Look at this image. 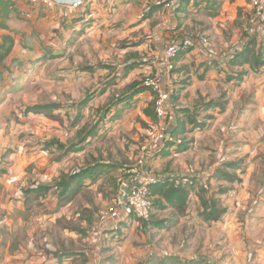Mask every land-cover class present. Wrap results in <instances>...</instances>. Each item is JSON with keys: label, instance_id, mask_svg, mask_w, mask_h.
I'll return each instance as SVG.
<instances>
[{"label": "rangeland", "instance_id": "rangeland-1", "mask_svg": "<svg viewBox=\"0 0 264 264\" xmlns=\"http://www.w3.org/2000/svg\"><path fill=\"white\" fill-rule=\"evenodd\" d=\"M12 1L16 14L0 19V26L10 22L24 52L35 48L39 52L8 59L1 70L3 262L93 260L100 214L118 200L120 173L144 155V147L161 138L154 171L174 174L175 182L189 190L188 206L181 211L165 201L154 205L149 233L138 226L127 235L115 234V242L105 237L98 246L101 259L120 264L136 250L141 252L140 264H162L172 253L177 256L167 264H264V90L257 92L258 82L245 77L264 67V40L248 30L253 16L250 1L227 0L225 5L212 0L218 6L210 10L202 0L200 6L183 12L191 24L188 32L209 36V55L219 54L221 60L227 54V66L209 59V113L193 115L183 132L170 124L175 123L176 110L172 121L161 123L151 89L147 88L152 94L139 96L148 73L134 77L126 68L131 58L152 64V50L142 48L144 27L135 29L130 40H117L120 27L116 36L112 23L107 28V22L96 23L63 47L61 41L52 43L48 24L41 20L43 8L34 11L40 4ZM138 5L142 8L140 1ZM212 65L217 66L216 73ZM236 75L238 81L231 85ZM174 93L180 94L177 87ZM37 104L48 106L46 113L29 111ZM231 162L236 169L227 167ZM219 170L237 173L242 182L218 180ZM66 180L70 191H63ZM37 185L53 187L46 195L29 197L27 203L24 191ZM204 185L210 188L206 194L227 209L218 222L202 214L197 191ZM221 187L231 190L219 195ZM152 197L154 201L158 195ZM151 248L165 253L152 255Z\"/></svg>", "mask_w": 264, "mask_h": 264}, {"label": "crops", "instance_id": "crops-1", "mask_svg": "<svg viewBox=\"0 0 264 264\" xmlns=\"http://www.w3.org/2000/svg\"><path fill=\"white\" fill-rule=\"evenodd\" d=\"M72 0H56L52 6H47L45 4H40L41 6H37L36 10L39 11L40 8H43L44 18H41L48 24L47 27L51 32L50 38H52V43L57 45L59 41H61L62 46L65 47L67 41L68 44H71L72 41L79 39L83 32V28L87 26H93L96 23H105V27L107 28L109 24L112 23L113 31H115L117 36V26L120 27L118 31L117 40L126 37V39L133 38L135 29L139 27H144L145 33H147L144 45L142 48L144 50H152V64H145L143 62H139V60L135 58H131L127 60V70L134 77L139 73L145 72L148 75L151 74H164L169 78V81L173 84L172 96L170 99L171 113L167 120V123L172 121L174 118V112L177 111V115H175V123H171V127L176 128L179 127L176 132H183L185 124L190 122L193 115H205V111L209 113V66L212 63L209 62V59L217 60L216 63H222L223 66H227L225 60L227 54L223 55V59L219 60V54L209 55V50L211 49V44L208 42L207 44H202L200 39L196 43L195 47L191 48L186 52L180 53L172 62L173 68L169 70L167 66V60L165 55V50L169 44L180 41L183 37L187 35H191L192 33L188 32L187 26H190V21L184 19V11H188L190 6L188 1L183 2L182 6L178 10H171L164 7L162 4L158 2V0H86V3L80 7H73L70 5ZM142 4V8H139L138 3ZM223 4L226 5L227 0H221ZM245 1V0H244ZM135 3L137 5H135ZM208 4V5H207ZM222 4V5H223ZM250 4V3H249ZM25 5V4H24ZM23 5V6H24ZM205 7H209L210 10L216 8V5L212 0H205ZM251 6V5H250ZM14 2L11 0V8L9 9V13L7 16H0V19L7 18L9 20L12 19L16 14L14 12ZM252 9V7H251ZM144 10V13L141 11ZM142 13V15H141ZM38 16V14H37ZM9 18V19H8ZM138 22V23H137ZM42 23V21H41ZM137 23V24H135ZM42 26V24H40ZM248 30L252 33L253 37H257L258 40H264V30H260L253 22L251 21V25L248 26ZM247 28V27H246ZM10 22H4L3 26H0V42L2 41L5 35H10L13 38L14 44L10 54L7 56L5 60V64L8 59H15V57L25 58L30 55H36L39 52V48H35L33 52H24V48L21 43V39L17 37V35L11 32ZM57 29H60L58 32ZM194 35V34H192ZM208 38L207 34H202ZM73 37L72 40H69L70 37ZM63 37V39H62ZM61 39V40H58ZM57 48L56 46H53ZM141 61V60H140ZM210 63V64H209ZM138 64V65H137ZM137 66V67H136ZM213 72H217V66H211ZM4 67L0 68V76H3L4 73H1V70ZM260 69V72H259ZM259 69H254L257 74H251L245 77H251V82L255 80L257 83V92L263 87L264 90V67ZM253 76H257L256 79ZM179 77V80L176 79ZM238 75L234 76L229 83L234 85L237 83ZM187 79V82H180L181 79ZM177 85L175 86V83ZM180 82V83H178ZM176 87L179 89L180 94L176 95L175 89ZM255 87V86H254ZM139 96L152 94L150 90L147 88L138 89ZM138 96V97H139ZM173 106V107H172ZM191 117V118H190ZM184 119L187 121L184 122ZM166 120V121H167ZM162 124L166 121L160 120ZM181 125V126H180ZM192 125V124H191ZM168 126V124H166ZM188 129V128H187ZM191 130V129H190ZM172 130H170L171 132ZM173 147L178 145V143H171ZM161 147V138L156 140L155 144H152L148 148V153L152 155L150 165L155 170V165L159 162L160 157L156 155L155 151ZM168 149V148H167ZM166 151L168 152L169 150ZM174 149V148H173ZM158 151V150H157ZM172 151V150H171ZM171 153V152H168ZM157 157V158H155ZM92 176V175H91ZM0 182H3V178L0 177ZM242 182V181H241ZM239 182V183H241ZM10 197V196H9ZM124 214V211H123ZM7 216L4 218L6 219ZM216 222V221H215ZM218 222V221H217ZM227 223H224V227H226ZM95 233V242L97 244L94 245V259L88 261L87 264H114L115 261L106 262L101 259L99 252V245H102V240H105V237L109 238L111 241H117L118 237H113L115 234L127 235L130 231L138 230V222L134 216L123 215L121 220V228L113 229V228H102L96 227ZM147 229V228H146ZM150 225L147 230H144L147 234L149 233ZM142 232V231H141ZM143 233V232H142ZM1 240V239H0ZM109 240V243L111 242ZM101 242V244H99ZM104 244V243H103ZM109 247V246H108ZM104 249H109L105 246ZM120 250V249H119ZM122 250V249H121ZM125 250L127 248L125 247ZM151 254H158L159 252H155L154 249L151 248ZM165 250L160 252L161 254L165 253ZM97 253V254H96ZM159 253V255H160ZM171 254V253H170ZM175 253H172L167 258L163 257L162 264H165L167 260H172V257ZM141 256V252L134 250L131 252L129 256L124 257L121 260L120 264H140L139 259ZM166 258V259H165ZM57 261L62 264L63 259ZM106 259V257L104 258ZM108 259V258H107ZM63 260V261H62ZM67 260V259H66ZM165 260V261H164ZM184 261V260H183ZM147 262V261H146ZM118 263V262H117ZM0 264H5L1 259L0 255ZM52 264H57L53 263ZM119 264V263H118ZM167 264V263H166Z\"/></svg>", "mask_w": 264, "mask_h": 264}, {"label": "built area", "instance_id": "built-area-1", "mask_svg": "<svg viewBox=\"0 0 264 264\" xmlns=\"http://www.w3.org/2000/svg\"><path fill=\"white\" fill-rule=\"evenodd\" d=\"M34 4L52 6L56 0H26ZM189 5H198L202 0H158L160 4L171 10H178L183 2ZM253 10L252 22L260 30H264V0H249ZM86 0H72L70 5L77 8L83 6ZM200 39L202 44H207L208 38L202 34L187 35L182 40L169 44L165 50L167 66L173 68V60L182 52L195 47ZM144 87L149 88L155 95V112L160 120L166 121L171 113L170 99L173 84L164 74L147 76ZM144 155L134 164L123 168L118 183V200L115 206L103 210L100 214V227L121 228L123 215L134 216L141 228H148L154 209L152 187L166 181L175 180L173 173L158 174L150 165L152 155L147 154L148 148H143ZM157 150L155 151V153ZM124 211V214H123Z\"/></svg>", "mask_w": 264, "mask_h": 264}, {"label": "trees", "instance_id": "trees-1", "mask_svg": "<svg viewBox=\"0 0 264 264\" xmlns=\"http://www.w3.org/2000/svg\"><path fill=\"white\" fill-rule=\"evenodd\" d=\"M11 8V0H0V16H7L9 13V9ZM14 41L10 35H5L0 42V68L5 67V60L7 56L10 54ZM261 64L263 62H257ZM142 88H146L142 86ZM48 106L43 105H33L29 107L30 112L34 113H46ZM148 112V111H147ZM150 113V112H148ZM49 143L46 144L45 147H48ZM227 167L237 168L236 164L228 163ZM218 180H225L228 183L234 184L235 182H241V178L235 172H229L228 170H219L215 174ZM193 184V182H190ZM53 186H44V185H37L31 186L27 188L25 193V200L27 203L29 202L30 198L33 197H41L46 195ZM63 191H70L72 186H69V182L66 180L63 182ZM231 188L229 187H221L217 194L222 195L229 192ZM210 191V188L207 185L201 187L200 191H197V196L199 198L200 204L202 206V214L205 218L209 221H220L223 215L226 213L227 209L221 207L219 202L212 195H207ZM152 194H157L158 197L153 201L155 206H162L164 205V201L169 205L178 208V210L184 211L189 202V190H186L184 186L176 183L175 180L173 181H166L161 184L155 185L152 187Z\"/></svg>", "mask_w": 264, "mask_h": 264}]
</instances>
